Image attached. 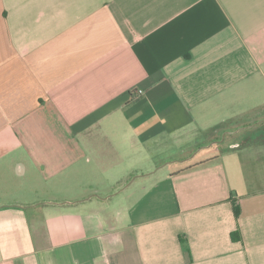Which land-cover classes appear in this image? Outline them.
<instances>
[{"label":"crops","instance_id":"0c3cea01","mask_svg":"<svg viewBox=\"0 0 264 264\" xmlns=\"http://www.w3.org/2000/svg\"><path fill=\"white\" fill-rule=\"evenodd\" d=\"M0 264H264V0H0Z\"/></svg>","mask_w":264,"mask_h":264}]
</instances>
